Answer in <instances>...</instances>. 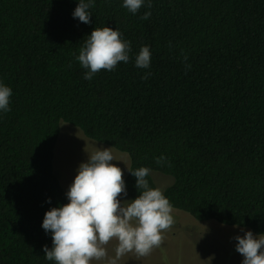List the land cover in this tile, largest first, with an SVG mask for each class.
Instances as JSON below:
<instances>
[{
	"label": "trees",
	"instance_id": "16d2710c",
	"mask_svg": "<svg viewBox=\"0 0 264 264\" xmlns=\"http://www.w3.org/2000/svg\"><path fill=\"white\" fill-rule=\"evenodd\" d=\"M61 121L128 155L144 210L264 236V0H0V264H76Z\"/></svg>",
	"mask_w": 264,
	"mask_h": 264
},
{
	"label": "rangeland",
	"instance_id": "374dc122",
	"mask_svg": "<svg viewBox=\"0 0 264 264\" xmlns=\"http://www.w3.org/2000/svg\"><path fill=\"white\" fill-rule=\"evenodd\" d=\"M54 153L67 194L59 222L76 264H264V236L247 227L134 203L124 188L128 155L76 126L61 121ZM151 175L160 189L173 182Z\"/></svg>",
	"mask_w": 264,
	"mask_h": 264
}]
</instances>
